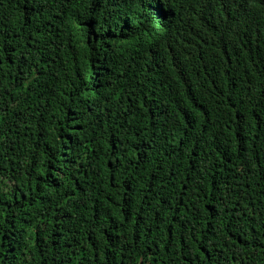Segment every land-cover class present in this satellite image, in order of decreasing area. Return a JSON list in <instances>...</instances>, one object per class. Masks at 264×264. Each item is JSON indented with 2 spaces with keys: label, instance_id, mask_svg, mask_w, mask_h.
Listing matches in <instances>:
<instances>
[{
  "label": "trees",
  "instance_id": "trees-1",
  "mask_svg": "<svg viewBox=\"0 0 264 264\" xmlns=\"http://www.w3.org/2000/svg\"><path fill=\"white\" fill-rule=\"evenodd\" d=\"M0 264H264V0H0Z\"/></svg>",
  "mask_w": 264,
  "mask_h": 264
}]
</instances>
